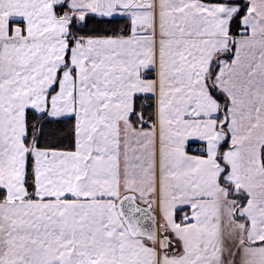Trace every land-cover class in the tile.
<instances>
[{"label": "snow or ice", "instance_id": "1", "mask_svg": "<svg viewBox=\"0 0 264 264\" xmlns=\"http://www.w3.org/2000/svg\"><path fill=\"white\" fill-rule=\"evenodd\" d=\"M0 264H264V0H0Z\"/></svg>", "mask_w": 264, "mask_h": 264}]
</instances>
